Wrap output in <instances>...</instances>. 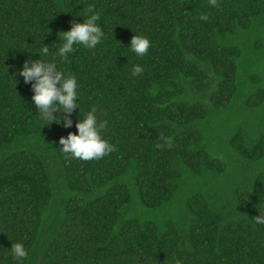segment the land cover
<instances>
[{
    "label": "trees",
    "instance_id": "16d2710c",
    "mask_svg": "<svg viewBox=\"0 0 264 264\" xmlns=\"http://www.w3.org/2000/svg\"><path fill=\"white\" fill-rule=\"evenodd\" d=\"M89 4L104 39L59 65L81 113L47 124L19 69L43 44L54 56ZM93 107L114 150L72 158L60 137ZM258 208L264 0H0V264H264Z\"/></svg>",
    "mask_w": 264,
    "mask_h": 264
},
{
    "label": "clouds",
    "instance_id": "9594fccd",
    "mask_svg": "<svg viewBox=\"0 0 264 264\" xmlns=\"http://www.w3.org/2000/svg\"><path fill=\"white\" fill-rule=\"evenodd\" d=\"M217 0H210L215 7ZM81 14V13H80ZM83 22L71 21V27L67 31L58 33V40L62 43L53 56L50 47L43 44L38 51V59L29 57L19 69V75L25 83H30L32 88V101L38 109L40 117L50 124L53 121L62 123L70 128L73 124L72 112L79 108V84L74 74L62 69L59 65L67 61L69 54L75 51V45H83L85 48L94 49L104 39V29L99 25L101 13L95 5L89 4L86 12L81 14ZM202 19H207L203 16ZM131 51L137 56L143 57L152 47V41L145 35L134 34L130 43ZM52 57L48 59V57ZM8 71V69H7ZM144 71L142 65L137 64L132 68L133 76H140ZM15 76V75H14ZM16 78V76H15ZM63 113V120L60 115ZM58 117V119H57ZM77 132H69L67 136H61L59 143L62 151L76 159L85 161L99 159L114 150L107 139L102 136L101 130L107 126V121H98L95 107L76 122ZM259 214L252 221L254 224H264V210L259 209ZM11 255L16 261H22L28 256V251L23 242L12 243Z\"/></svg>",
    "mask_w": 264,
    "mask_h": 264
}]
</instances>
